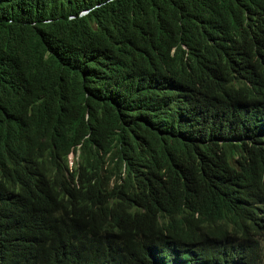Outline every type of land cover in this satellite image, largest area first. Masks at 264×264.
I'll list each match as a JSON object with an SVG mask.
<instances>
[{
	"label": "trees",
	"instance_id": "trees-1",
	"mask_svg": "<svg viewBox=\"0 0 264 264\" xmlns=\"http://www.w3.org/2000/svg\"><path fill=\"white\" fill-rule=\"evenodd\" d=\"M0 264H264V0H0Z\"/></svg>",
	"mask_w": 264,
	"mask_h": 264
},
{
	"label": "clouds",
	"instance_id": "clouds-1",
	"mask_svg": "<svg viewBox=\"0 0 264 264\" xmlns=\"http://www.w3.org/2000/svg\"><path fill=\"white\" fill-rule=\"evenodd\" d=\"M80 145H81L80 142L75 144L72 147V150L67 154V161H66L67 173L76 174L78 171L79 162H80Z\"/></svg>",
	"mask_w": 264,
	"mask_h": 264
}]
</instances>
